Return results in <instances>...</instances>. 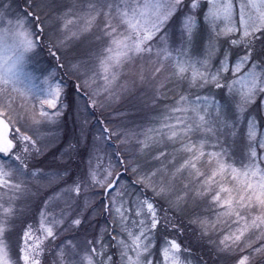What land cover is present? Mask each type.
Returning <instances> with one entry per match:
<instances>
[{"label":"snow or ice","instance_id":"6c2138e0","mask_svg":"<svg viewBox=\"0 0 264 264\" xmlns=\"http://www.w3.org/2000/svg\"><path fill=\"white\" fill-rule=\"evenodd\" d=\"M0 264H264V0H0Z\"/></svg>","mask_w":264,"mask_h":264},{"label":"rangeland","instance_id":"374dc122","mask_svg":"<svg viewBox=\"0 0 264 264\" xmlns=\"http://www.w3.org/2000/svg\"><path fill=\"white\" fill-rule=\"evenodd\" d=\"M71 81H69V85H71ZM74 90L71 88V86H69L68 88V97H67V103L69 105H74L75 101H76V97L73 94ZM131 109V105L125 103L119 106V110L120 111H126V110H130ZM131 116L132 118H136L139 119L143 114L142 113H136L134 110L131 111ZM112 116V113L110 111H105L102 114L101 113H96L94 115V117H90V119H110ZM61 129L63 131L64 134V138L65 139H69L71 138L73 135L76 134L77 132V124H76V114L75 111L70 108L67 112V114L64 116L63 118V123L61 125ZM37 163L41 166V167H54L55 164L57 162L53 161V156L52 154H49L46 158L45 157H41Z\"/></svg>","mask_w":264,"mask_h":264}]
</instances>
